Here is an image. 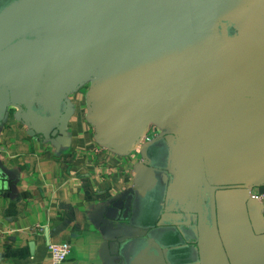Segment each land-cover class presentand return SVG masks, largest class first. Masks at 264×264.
I'll return each mask as SVG.
<instances>
[{
    "label": "water",
    "instance_id": "95a60500",
    "mask_svg": "<svg viewBox=\"0 0 264 264\" xmlns=\"http://www.w3.org/2000/svg\"><path fill=\"white\" fill-rule=\"evenodd\" d=\"M89 81L99 144L169 131L119 211L125 264H264V0H0V125L54 137Z\"/></svg>",
    "mask_w": 264,
    "mask_h": 264
},
{
    "label": "crops",
    "instance_id": "0c3cea01",
    "mask_svg": "<svg viewBox=\"0 0 264 264\" xmlns=\"http://www.w3.org/2000/svg\"><path fill=\"white\" fill-rule=\"evenodd\" d=\"M83 87L66 96L54 137L29 136L19 109L8 107L0 125V264H49L48 244L63 241L71 244L63 264H125L123 244L140 234L118 215L141 154L95 140ZM250 193L264 216V185Z\"/></svg>",
    "mask_w": 264,
    "mask_h": 264
},
{
    "label": "built area",
    "instance_id": "2783aa9c",
    "mask_svg": "<svg viewBox=\"0 0 264 264\" xmlns=\"http://www.w3.org/2000/svg\"><path fill=\"white\" fill-rule=\"evenodd\" d=\"M85 85L88 84L85 83L84 86ZM161 129L167 130L166 128L160 127L154 123H149L145 132L140 136L139 140L136 142L135 149L141 152V149L146 144H148L149 142L160 136V134L162 133ZM48 250L50 253L49 264H63V262L70 254L71 244L67 241L49 243Z\"/></svg>",
    "mask_w": 264,
    "mask_h": 264
},
{
    "label": "rangeland",
    "instance_id": "374dc122",
    "mask_svg": "<svg viewBox=\"0 0 264 264\" xmlns=\"http://www.w3.org/2000/svg\"><path fill=\"white\" fill-rule=\"evenodd\" d=\"M88 85H85L83 88H84V90H85V92H87V90H88V88H89V86H90V84H91V81H89V82H86ZM87 112V109H86V111L84 112V113H86Z\"/></svg>",
    "mask_w": 264,
    "mask_h": 264
},
{
    "label": "flooded vegetation",
    "instance_id": "af4514ba",
    "mask_svg": "<svg viewBox=\"0 0 264 264\" xmlns=\"http://www.w3.org/2000/svg\"><path fill=\"white\" fill-rule=\"evenodd\" d=\"M161 134H160V136H163V135H165V134H167L169 131L168 130H165V129H161Z\"/></svg>",
    "mask_w": 264,
    "mask_h": 264
}]
</instances>
